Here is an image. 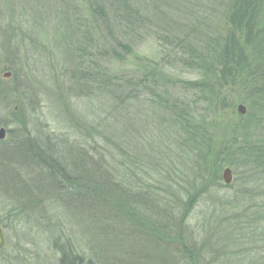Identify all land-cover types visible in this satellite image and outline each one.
Returning a JSON list of instances; mask_svg holds the SVG:
<instances>
[{
	"label": "rangeland",
	"instance_id": "rangeland-1",
	"mask_svg": "<svg viewBox=\"0 0 264 264\" xmlns=\"http://www.w3.org/2000/svg\"><path fill=\"white\" fill-rule=\"evenodd\" d=\"M30 1L26 6L22 0H0V125L6 127L0 141V226L5 238L0 264H60L65 238L78 254L88 256L92 250L95 255L99 247V259L106 264H175L180 256L179 250L160 242L146 226L124 218L121 222L111 211L89 212L87 203H77L72 185L58 183L61 177L52 168L36 165L32 151L27 157L32 146L26 145V136L28 142L54 145L66 154L70 166L77 158L83 160L94 176L98 166L102 175L135 197L134 203L137 195L157 200L173 212V223L182 221L186 236L204 253L200 255L217 260L228 248L222 238L226 231L217 220L230 214L225 205L235 202L238 184L219 188L206 178L203 189V181L193 179L199 169L212 172L209 153L206 167L199 162L179 165L176 176L171 165L159 163L169 145L166 137L177 139L176 130L169 134L164 130L171 118L166 108L141 101L143 105L117 106L109 90L96 92L97 84L77 81L75 71L82 67L92 71L98 64L108 78L138 79L153 70L152 80L163 82L172 88L170 94L186 97L194 106V120L204 117L203 129L210 133L215 151L246 134L263 138L264 100L255 97L253 87L264 84V44L257 38L259 24L264 25V0L243 4L241 0H138L141 20L130 26L123 23L119 33L113 28L116 19L92 24V38L98 44L88 46L80 63L70 55L81 41L77 30L69 32L65 23L57 21L51 3ZM70 24L76 29L82 23ZM120 41L130 54L122 53L117 60L110 53L118 51ZM235 48L241 60L227 62L224 49ZM152 89L159 90L154 84ZM141 99L149 96L144 93ZM239 105L245 108L244 115L237 112ZM126 155L133 158L126 162V170L122 166L128 183H119L112 169ZM234 179L232 172L229 185ZM37 183L49 191L33 206L23 194L34 192ZM19 188L23 190L16 191ZM150 208L146 211L150 216L143 218L158 225L153 204Z\"/></svg>",
	"mask_w": 264,
	"mask_h": 264
},
{
	"label": "trees",
	"instance_id": "trees-1",
	"mask_svg": "<svg viewBox=\"0 0 264 264\" xmlns=\"http://www.w3.org/2000/svg\"><path fill=\"white\" fill-rule=\"evenodd\" d=\"M35 1L37 0H32L33 3ZM245 1L246 0H241L240 4H243ZM22 2L26 6L31 4L30 0H22ZM39 2H42L44 6H46L47 2L51 3L57 21L62 24L65 23L69 32L77 30L81 41L78 43L77 48L72 50L70 55L75 57L79 63L83 62L84 54L86 53V49L88 50V46L90 47L93 42L98 44V41H94L92 38V24L95 23L97 25L96 22L109 23V20L113 18L118 22L113 23V28H115L116 33H119V28L122 27L123 23L130 26L141 20V9L138 0H39ZM243 7L247 8L248 4H245ZM7 11L11 13V8L7 9ZM70 23L82 24H77L75 26L76 29H74ZM258 27L260 28V30L257 31L258 42L264 44V25L259 24ZM123 40H125V37H123ZM116 47L118 51L113 50L110 53L112 58L118 60L122 55L124 56L122 53H125V55L130 54V50L125 42H118ZM172 48L173 50H178L175 47ZM235 49L237 51H235ZM235 49L232 51L224 49V59H226L227 62L233 61L232 59L235 58H240L241 60L239 48ZM237 55L239 56L237 57ZM138 66L139 68H141V66L143 67L141 64ZM151 67H154V65H151L149 69ZM242 67H247L246 72H248L249 76L253 77V71L249 69L248 65L243 64ZM204 68L205 67H203V69ZM152 73L153 70L146 75L148 77L142 76L138 79L130 76L126 79L123 77L116 79V76L108 78L105 71L98 64L95 65L92 71H90L88 67L77 68L75 71L77 81L83 82V84H97L96 92H106L109 90L108 92L112 96V101L117 106L126 107L124 104H128L129 106H135L137 104L143 105L142 103L147 102V104H151L154 107L155 104H157L160 107L164 106L166 108L171 114V118L168 123V129L166 128L164 130H168V134L176 130L175 137H177V139H169L168 136L166 137L169 145L166 146V151L160 155L159 163L161 165L163 163L168 166L171 165L173 169L172 172L176 176V167L179 165L186 167L189 163L196 165L199 162L206 167V155L209 153V155L212 154L211 156L213 157L210 167L213 169L212 172L199 169L197 174L193 173V179L197 182L199 178L200 181H203V185L205 184L206 178L214 180L213 183L219 188H231L234 184H238V192L233 194L232 197L235 202L225 205L229 208L230 214L224 217L219 216L220 219L218 218L217 220L218 225L226 231L223 233L222 238L228 243V248L225 249L220 257L217 256V260L211 262L207 257L200 255L204 253L201 252V249L196 246L194 241H191V239L186 236V231L184 227L182 228V221L177 219L175 223H173V219L175 218L172 211L169 212L157 200L146 201L143 195H137V200H135L134 203L132 199L135 197L126 193L128 191L124 193V189L119 186L120 184L118 185L117 182L112 183L106 175H102L98 166H96V173L94 176L92 171L90 169L88 170V167L81 163L84 162L83 160L77 158L72 161L70 166L69 159H66V154H64V156L56 151L54 145L46 141H42L41 143L36 141L28 142L29 137L26 136L24 138L26 145L30 144V146H32L30 148L31 150L29 149V155H27V157L30 159L32 151L33 162L36 165L43 168H52V170L61 177V181H58V183L62 182V184H64L66 181L68 184L72 185L75 199L78 200L77 203H87V207L90 208L89 212L93 209L96 212L100 210L111 211L115 213L114 215L117 214L119 216L121 222L124 218L126 222L129 221L135 225L138 223V227L146 226L147 231L154 233L160 242L169 243L167 244L168 246L172 245L176 250H179L180 256L175 264H239L241 261L245 264H264V137L251 138L246 134L241 141L239 140L236 142L232 140V144H224L219 151H215L213 145H211L210 133L207 134V128L203 129L204 117H201L199 120H194L197 114L193 110L194 106L191 105L189 100H187L186 97H184V100L176 96V94H170V89L172 88L165 85L163 82L157 83L152 80ZM241 77H243V75H241ZM152 84L158 87L159 90L157 92L153 91ZM253 88L255 97H261V99L264 100V84ZM144 93L149 96L148 100L143 101L141 99ZM153 102H155V104H153ZM157 125L159 126V124ZM0 126H2V128L4 127V129L6 128L5 125ZM160 127L161 126L158 127V130H160ZM7 133H9V131ZM185 147L188 150H185ZM173 151L175 152L173 153ZM68 154H70V152L67 153V155ZM186 158L188 159L187 161ZM130 159L133 158L130 155H126L122 163L120 161H115V168L112 169V176H114L119 183H128V181L125 180L124 172L121 173V171L127 169L128 164H126V162L129 163ZM24 162H26V159ZM95 164L97 165V163ZM223 167L230 168L235 177L233 183L229 186H224L222 178L219 175L221 172L220 169ZM244 168H246L245 172H238V170L242 171ZM67 170L74 175H70ZM145 174H148L147 170ZM238 175L239 179H237ZM244 176H247L248 179H244ZM11 182L14 184L17 183L15 180H11ZM248 184L250 185L248 187L249 190L245 188ZM41 185H43V183ZM41 185L39 186V183H37L35 188H33L34 192L23 194V199L30 201L33 206L35 203H38L39 199L45 196L43 193L49 191L45 188V190L41 189ZM170 187H173V184L170 183ZM240 187L244 188V190L241 191ZM205 188L204 185L203 189ZM20 190L23 189L19 188L16 191ZM129 201H132V203L130 204ZM152 204L154 212H156L154 216L156 219H154V222H158V225L149 224L148 222L152 219L143 218L145 215L150 216L146 211L151 209L150 207ZM79 205L82 206V204ZM84 206L83 204V207ZM137 206L142 207V211L137 208ZM156 208H158V211ZM224 212V209H221L220 215L224 214ZM157 213L159 218H157ZM98 220L102 223L104 222L101 218ZM62 243L60 248L63 255L59 260L60 264H106L103 260L99 259V247L95 248V255L94 252L90 250L88 256H86L76 253L75 246L69 239L65 238ZM167 245L164 248L168 251ZM115 246L118 247L117 244ZM209 256L211 257V255ZM96 259L99 262L96 261ZM230 260H233V262H229Z\"/></svg>",
	"mask_w": 264,
	"mask_h": 264
},
{
	"label": "water",
	"instance_id": "water-1",
	"mask_svg": "<svg viewBox=\"0 0 264 264\" xmlns=\"http://www.w3.org/2000/svg\"><path fill=\"white\" fill-rule=\"evenodd\" d=\"M6 77H9V74L5 75ZM237 112L240 115H244L245 114V108L242 105H239L237 108ZM5 137V129L4 128H0V141L3 140ZM222 181L225 185H229L232 181V172L230 170V168L226 167L224 168V170L222 171ZM5 245V239H4V235H3V231L0 227V251L2 250V248Z\"/></svg>",
	"mask_w": 264,
	"mask_h": 264
}]
</instances>
